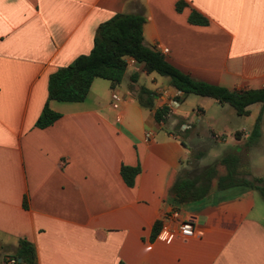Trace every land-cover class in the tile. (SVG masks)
<instances>
[{"label": "crops", "instance_id": "0c3cea01", "mask_svg": "<svg viewBox=\"0 0 264 264\" xmlns=\"http://www.w3.org/2000/svg\"><path fill=\"white\" fill-rule=\"evenodd\" d=\"M193 10L207 23H191ZM118 12L143 15V42L193 78L264 87V0H0V264H264V208L243 184L178 207L195 235L158 238L191 157L185 95L165 120L154 116L161 91H176L168 77L128 64L114 85L95 77L81 101L50 99L60 116L35 125L49 74L87 53ZM141 86L154 90L152 107L140 104ZM123 164L139 166L132 185ZM20 238L34 245L33 263L16 257Z\"/></svg>", "mask_w": 264, "mask_h": 264}, {"label": "trees", "instance_id": "16d2710c", "mask_svg": "<svg viewBox=\"0 0 264 264\" xmlns=\"http://www.w3.org/2000/svg\"><path fill=\"white\" fill-rule=\"evenodd\" d=\"M180 6L181 1L177 3V8ZM188 20L196 24L207 23V18L194 10L190 12ZM143 21V15L132 12H118L101 21L96 28L90 50L87 53L77 55L71 62L56 68L49 74L47 100L35 121V125L45 127L60 116V112L49 106L48 101L50 99L81 101L86 97L95 77L106 78L113 85L119 83L128 65L127 56L141 64L142 70L167 76L169 82L182 91V96L193 93L212 97L221 104L231 105L238 115H247L249 113L248 106L252 103H264V87L229 88L195 79L187 72L177 68L160 51L143 42ZM131 77L132 80H136V73H132ZM154 94V90L141 86L138 93L140 104L152 107L151 98ZM164 112L165 106L157 107L154 110L155 119L157 121L165 120ZM260 120L261 115L258 114L252 128L246 134L249 136V143L257 140L261 135ZM234 134L238 138L240 132L235 130ZM199 157L201 156L194 155L193 158ZM238 162L239 156L233 150H228L213 162L202 165L192 162L190 157L187 163L188 168L181 170L169 189L168 199L170 203L174 207H179L192 201H204L213 189H223L241 184L257 189L264 197V179L261 176H253L252 178L239 176L237 174ZM217 163L225 165V173H217ZM138 170V165L123 164L120 168L123 179L129 185L133 184L134 176ZM157 228L158 222H155L153 230H157ZM16 257H21L24 262L33 263L36 257L34 245L26 238H20Z\"/></svg>", "mask_w": 264, "mask_h": 264}, {"label": "rangeland", "instance_id": "374dc122", "mask_svg": "<svg viewBox=\"0 0 264 264\" xmlns=\"http://www.w3.org/2000/svg\"><path fill=\"white\" fill-rule=\"evenodd\" d=\"M144 75L143 82L149 84V76L146 73ZM151 75L157 78L162 76L156 72H151ZM197 105H201L204 112L199 113L196 110ZM248 109L249 113L247 115H237L233 113V107L227 103L220 104L209 96L186 94L182 105V113L185 114V121L191 125L189 131H186V134L189 135L186 141L190 145L192 162H196L197 165L208 164L224 152L233 150L239 156L237 164V174L239 176L252 178L253 176L262 175L264 178V103H252L248 106ZM179 113H181V110ZM258 114L261 115L262 136L257 140H253L252 143L248 142L249 136L243 135L241 132L238 138L235 137V129L242 124L253 125L252 123L256 120ZM214 133H219L224 138H217L213 136ZM194 155L201 157L193 158ZM216 168L218 174L226 172L224 164L217 163ZM214 190L216 189L210 192L208 198L212 197ZM257 199L264 208V198L259 192L257 193ZM261 218L264 220V215Z\"/></svg>", "mask_w": 264, "mask_h": 264}, {"label": "built area", "instance_id": "2783aa9c", "mask_svg": "<svg viewBox=\"0 0 264 264\" xmlns=\"http://www.w3.org/2000/svg\"><path fill=\"white\" fill-rule=\"evenodd\" d=\"M168 48L164 47L162 51H167ZM127 64H132L135 60L127 56L126 57ZM161 93L165 97L164 104L161 106H165V112L163 113L164 117H168L172 114V112L180 105V100L182 96V91L176 88V91L172 94L167 93L166 90H162ZM123 97L117 91L111 92V106L113 108H118L121 104ZM163 121V120H160ZM243 135L248 133L246 127H240L237 129ZM146 136H151V132H146ZM213 136L217 138H224L219 133H214ZM163 225L158 232V238L164 241H168L171 238V234L176 230L184 237L193 236L197 232L195 223L190 216H184L181 210L178 207H171L169 210L165 211L163 214ZM11 262H15L14 258L10 259Z\"/></svg>", "mask_w": 264, "mask_h": 264}, {"label": "water", "instance_id": "95a60500", "mask_svg": "<svg viewBox=\"0 0 264 264\" xmlns=\"http://www.w3.org/2000/svg\"><path fill=\"white\" fill-rule=\"evenodd\" d=\"M19 260H20V258H19Z\"/></svg>", "mask_w": 264, "mask_h": 264}]
</instances>
